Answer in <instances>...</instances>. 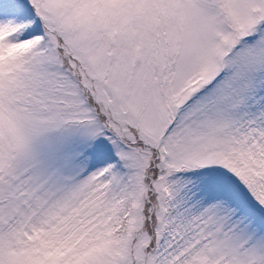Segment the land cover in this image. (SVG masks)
<instances>
[{"label":"snow or ice","instance_id":"1","mask_svg":"<svg viewBox=\"0 0 264 264\" xmlns=\"http://www.w3.org/2000/svg\"><path fill=\"white\" fill-rule=\"evenodd\" d=\"M0 264H264V0H0Z\"/></svg>","mask_w":264,"mask_h":264}]
</instances>
